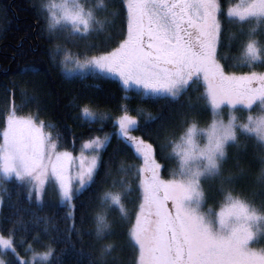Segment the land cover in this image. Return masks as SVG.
<instances>
[{"label":"snow or ice","instance_id":"6c2138e0","mask_svg":"<svg viewBox=\"0 0 264 264\" xmlns=\"http://www.w3.org/2000/svg\"><path fill=\"white\" fill-rule=\"evenodd\" d=\"M121 3L126 9V35L112 47L96 54L73 55L58 45L53 58L62 55V67L71 65L80 78L85 74L115 77L126 92L142 99L178 101L197 91V100L209 111L211 123L200 128L196 122L199 113L190 105L191 119L179 142L169 140L177 168L172 179L163 180L155 148L133 135L140 126L126 106L115 119L82 109L83 116L99 122L101 128L105 120H113L115 137L142 161L135 169L137 203L133 212L126 205L133 193L126 179L113 180L112 190L100 195L102 211L94 217L93 236L99 245L98 256L92 258L90 252L88 264H108L115 251L112 243H106L113 233L109 211H116L127 225V237L137 253L135 264H264V247L258 246L264 243V204L243 198L234 187L236 177L248 174L250 166L237 157V171L226 174L224 170L229 150L246 151L251 141L258 163L255 179L264 185V71L256 70L264 68V0ZM40 7L46 13L49 35L59 38L66 34L72 41L97 28L105 29L117 16L114 0H47ZM224 32L239 50L231 69H226L218 55ZM243 68L247 71H241ZM58 139L38 117L19 116L15 107L6 114L0 130V191L7 192L9 182L22 186L29 204L36 205L29 209L33 222L39 225L43 220L46 226L30 239L22 219L17 221L19 229L13 227L7 235L0 231V264H53L55 249L45 240L55 242L59 237L51 234L48 218L37 214L49 191L67 209L70 227L66 239L70 240L72 231L82 239L81 229L75 225L74 201L96 183L102 151L112 136L89 138L79 157L60 150ZM85 150H90L87 155ZM118 172L126 177L133 170L121 165ZM210 179L219 181L221 201L216 208L207 205L203 186ZM17 231L21 233L19 242ZM34 245H43V250L37 251Z\"/></svg>","mask_w":264,"mask_h":264},{"label":"trees","instance_id":"16d2710c","mask_svg":"<svg viewBox=\"0 0 264 264\" xmlns=\"http://www.w3.org/2000/svg\"><path fill=\"white\" fill-rule=\"evenodd\" d=\"M41 1L0 0V130L4 127L6 114L15 107L17 115L38 117L48 129L53 130V136L59 137L60 150L78 153L89 138L112 135L109 146L101 154V164L95 177L96 183L84 190L74 201L75 225L81 229L82 239L77 237L75 231L71 232L70 240L66 239L70 227V222L65 216L67 209L56 203L53 191L47 192L44 207L37 213L40 217L48 218L47 227L51 234L59 237L55 242L45 240V243H51L55 249L53 264H88L90 252L92 258L98 256L99 245L95 243L93 236L94 217L102 211L100 195L104 190H112L113 180L118 182L126 179L133 187V193L126 200V205L129 212H133L137 203L134 191L135 169L142 166V161L115 137L113 120H105L101 128L99 122L83 118L82 109L87 107L92 112L99 115L107 114L115 119L121 115L122 106H126L129 114L138 120L140 126L139 131L133 135L153 144L157 162L162 166L160 176L166 180L172 178V172L177 168L176 161L170 155L169 140L179 142L187 122L191 119L193 108L190 105L199 113L196 117L198 126H207L211 116L197 100L199 95L197 91L190 92L188 96L178 101L142 99L131 91L126 92L117 79L104 75L67 77L61 65L62 55L53 58L57 46L80 53L87 51L91 54H96L101 49H109L126 35V9L123 8L121 0H114L117 16L106 24L105 29L91 33L94 42L98 44L104 42L103 47L95 50L92 47V38L89 40L91 46L84 48L79 40L67 39L66 34L59 38L50 36L46 13L40 7ZM236 1L222 0V3L235 4ZM88 2L92 3L93 0ZM97 34L98 36H95ZM223 49L224 46L220 50ZM235 52L237 53V50L227 55L235 57ZM221 53L220 51L219 55ZM225 58L226 60L222 62L228 67L231 60H227L226 55ZM126 95L128 99H125ZM149 117L155 119L150 120ZM237 157L250 167L248 174L236 177L234 181L236 192L256 204H264V185L255 179L258 163L251 141H248L246 151L235 148L229 150V160L224 169L226 174L237 171L235 164ZM121 165L131 168L132 174L121 176L118 172ZM109 171L111 175H105ZM218 184V180H213L205 187L207 201L213 208L221 201ZM6 187L7 192L0 191V198L3 200L0 204V231L7 235L9 229L13 227L19 229L17 221L22 219L30 239L33 232L42 230L46 225L43 220L39 225L33 222L29 209L35 208L36 205L29 204L22 186H18L16 182H9ZM108 218L113 225V233L106 243H112L115 247L108 264H135L137 253L135 245L127 237V225L121 222L116 211H109ZM20 235L21 233L17 231L15 236L17 242ZM261 245L264 246V243ZM34 247L37 251L43 250V245ZM19 250L23 255V248Z\"/></svg>","mask_w":264,"mask_h":264},{"label":"rangeland","instance_id":"374dc122","mask_svg":"<svg viewBox=\"0 0 264 264\" xmlns=\"http://www.w3.org/2000/svg\"><path fill=\"white\" fill-rule=\"evenodd\" d=\"M47 2V0H42L41 1V5L42 4H44V3H46ZM239 2V0H237L236 1V3H238ZM96 30H98V31H100L101 29H96ZM230 31H235V29L234 28H232V29H230ZM94 33H96V32H94ZM95 36H98V34L97 35H95ZM94 36V37H95ZM224 36V37H223ZM61 37V36H60ZM222 37H223V40H222V43H221V46H220V48H219V50H218V55L220 54V51L224 54H222L221 53V55H219L220 57H221V62H222V60H226V58H225V55L227 56V60H231L229 63V66L227 67L225 64H224V62H222L224 65H225V67H226V69H231V68H233V63H234V57H232V55L231 56H228L227 54L229 53V52H231V51H234V50H237V53L235 52V54H236V56L239 54V50H238V48H237V46L233 43V42H230V40H229V35H228V32H224V33H222ZM92 38V36H91V34L89 35V36H87V37H85V38H81L80 40H79V42H81V44H82V47H84V48H86L85 46H91V44H89V40ZM262 39H264V38H262ZM92 40V47L93 46H95V47H93L95 50H97V49H99V48H101V47H103L104 46V42H100L99 44L98 43H96V42H94V39L92 38L91 39ZM222 46H224V49L223 50H220L221 49V47ZM226 49V50H225ZM68 51H70L73 55H76V54H82V53H80L79 51H76V50H70V49H67ZM225 50V51H224ZM235 56V57H236ZM63 57V56H62ZM232 58V59H231ZM228 63V62H227ZM63 68V67H62ZM264 68H262L261 70L262 71H264L263 70ZM257 71H261V70H259L258 68L256 69ZM241 71H247V68H243V69H241ZM63 73L67 76V77H76V76H81V74L80 73H73L72 71H71V65H69V68L68 69H65V68H63ZM238 74H239V72H238ZM87 75H89V74H85V76H87ZM101 75H104V76H106V77H109V76H107V75H105V74H101ZM110 78H113V79H117V78H115V77H110ZM118 80V79H117ZM95 113V112H94ZM81 114H82V112H81ZM97 114V113H96ZM82 116H83V114H82ZM97 116H99V114H97ZM22 117H27V116H22ZM83 118H85V119H87L86 117H84L83 116ZM210 123H211V121H210ZM209 123V124H210ZM208 124V125H209ZM207 125V126H208ZM207 126H199L200 128H205V127H207ZM106 135H108V134H106ZM105 136V135H104ZM104 136H100L102 139H103V137ZM109 136H112L111 134L109 135ZM68 151V150H67ZM89 151L90 150H85V154L87 155L88 153H89ZM104 151V150H103ZM102 151V152H103ZM71 152V151H70ZM72 154H73V156L74 157H79V155H80V151L78 152V153H73L72 152ZM161 179H163V178H161ZM170 179H172V178H170ZM163 180H166V179H163ZM167 180H169V179H167ZM213 180H205L204 181V183H203V186H204V190H205V187L210 183V182H212ZM207 205L209 206V207H211L210 206V204L208 203V201H207ZM258 246H260V247H264L263 245H261V243L258 245Z\"/></svg>","mask_w":264,"mask_h":264}]
</instances>
